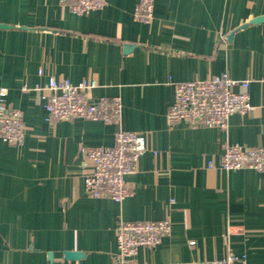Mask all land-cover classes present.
Wrapping results in <instances>:
<instances>
[{"label": "crops", "instance_id": "1", "mask_svg": "<svg viewBox=\"0 0 264 264\" xmlns=\"http://www.w3.org/2000/svg\"><path fill=\"white\" fill-rule=\"evenodd\" d=\"M138 2L78 16L60 0H0V90L27 128L21 147L0 139V264H118L119 223L166 218L171 235L135 264H205L229 251L264 264V174L220 169L226 146L264 147V21L251 23L264 0H155L150 24L134 20ZM222 73L250 81L253 109L227 129L169 128L172 83ZM50 78L95 80L93 101L121 97L120 124L48 123ZM120 129L147 141L126 178L132 196L90 198L82 149L114 146Z\"/></svg>", "mask_w": 264, "mask_h": 264}, {"label": "built area", "instance_id": "2", "mask_svg": "<svg viewBox=\"0 0 264 264\" xmlns=\"http://www.w3.org/2000/svg\"><path fill=\"white\" fill-rule=\"evenodd\" d=\"M71 12L86 16L102 10L107 0H60ZM155 0H139L134 20L150 24L154 19ZM174 101L167 114L169 128L185 124L191 128L227 129L233 116L248 114L253 106L247 89L249 80H235L228 73L206 80L172 83ZM98 87L95 80H84L78 85L68 80L50 78L46 91L47 122H67L82 119L91 122L120 124L123 103L119 96L100 97L93 101L88 93ZM40 89L39 87H37ZM240 88L241 91H236ZM26 90V89H25ZM7 91L0 90V139L13 147H21L26 138V125L21 110L6 103ZM146 137L136 132L119 130L112 147L82 149L91 172L84 180L85 192L93 199H109L122 203L132 196L126 181L138 171L141 157L147 152ZM224 172L253 170L264 174V147L250 148L238 144L226 146L220 162ZM172 202H174L172 200ZM230 232V231H229ZM172 233L169 219L152 222H121L116 230L118 264H135L141 249H154ZM194 245V243H190ZM205 264H247L246 259L229 251L220 260Z\"/></svg>", "mask_w": 264, "mask_h": 264}, {"label": "water", "instance_id": "3", "mask_svg": "<svg viewBox=\"0 0 264 264\" xmlns=\"http://www.w3.org/2000/svg\"><path fill=\"white\" fill-rule=\"evenodd\" d=\"M264 21V17H258L256 19H254L251 23L254 24V23H260ZM8 25H3V24H0V28H7ZM246 27V25L243 26V28ZM65 257L67 260H78L82 257V254L81 253H77V252H67L65 254Z\"/></svg>", "mask_w": 264, "mask_h": 264}]
</instances>
